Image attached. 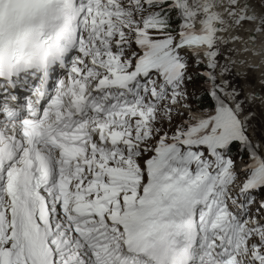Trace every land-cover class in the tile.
Masks as SVG:
<instances>
[{"label":"snow or ice","instance_id":"1","mask_svg":"<svg viewBox=\"0 0 264 264\" xmlns=\"http://www.w3.org/2000/svg\"><path fill=\"white\" fill-rule=\"evenodd\" d=\"M0 264H264V0H0Z\"/></svg>","mask_w":264,"mask_h":264}]
</instances>
